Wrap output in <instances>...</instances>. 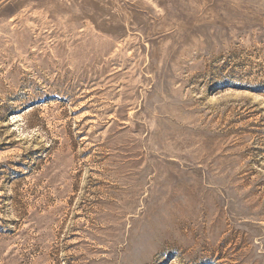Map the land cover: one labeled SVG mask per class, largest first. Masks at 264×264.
Instances as JSON below:
<instances>
[{
    "label": "rangeland",
    "instance_id": "rangeland-1",
    "mask_svg": "<svg viewBox=\"0 0 264 264\" xmlns=\"http://www.w3.org/2000/svg\"><path fill=\"white\" fill-rule=\"evenodd\" d=\"M0 264H264V0H0Z\"/></svg>",
    "mask_w": 264,
    "mask_h": 264
}]
</instances>
